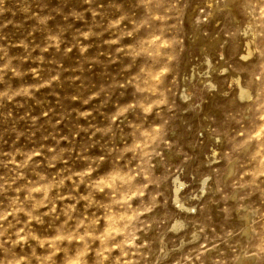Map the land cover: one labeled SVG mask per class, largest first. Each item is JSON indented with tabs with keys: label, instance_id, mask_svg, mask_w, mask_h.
<instances>
[{
	"label": "rangeland",
	"instance_id": "374dc122",
	"mask_svg": "<svg viewBox=\"0 0 264 264\" xmlns=\"http://www.w3.org/2000/svg\"><path fill=\"white\" fill-rule=\"evenodd\" d=\"M0 264H264V0H0Z\"/></svg>",
	"mask_w": 264,
	"mask_h": 264
},
{
	"label": "bare ground",
	"instance_id": "6f19581e",
	"mask_svg": "<svg viewBox=\"0 0 264 264\" xmlns=\"http://www.w3.org/2000/svg\"><path fill=\"white\" fill-rule=\"evenodd\" d=\"M250 51L252 52V50L248 47L247 52L245 53V55L247 56L250 53ZM243 57H244V55H243ZM207 66H208V69L205 72H202V70H200L199 68H196V67L193 66L191 76L189 78H187V81L188 80L190 81L193 77H197V78L199 77V80L201 82H208V85L213 86L214 83L211 80V78L213 76V68H211L212 65H211V61H210L209 58L207 59V62H206V67ZM215 74L216 75L217 74L220 75V73H215ZM221 74H223V73H221ZM230 82H234L235 83L236 94L238 95V97L240 99L248 98L250 96L249 90L247 88H245L241 84L240 76L238 74L236 76H231L230 77ZM187 86L189 87V90L188 91L182 90L181 94H182V97L185 98L187 104H190V102H192V101L188 97L189 93H190V85H189V83L187 84ZM178 183H179V180H178ZM176 185H179V186H175V189H174V192H173L174 193L173 199L178 204V206H180L179 193H177V192H178V188H180V186H181V183L177 184V182H176Z\"/></svg>",
	"mask_w": 264,
	"mask_h": 264
}]
</instances>
